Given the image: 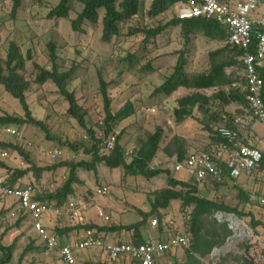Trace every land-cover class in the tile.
<instances>
[{
	"label": "rangeland",
	"instance_id": "rangeland-1",
	"mask_svg": "<svg viewBox=\"0 0 264 264\" xmlns=\"http://www.w3.org/2000/svg\"><path fill=\"white\" fill-rule=\"evenodd\" d=\"M58 2L59 0H23L21 8L15 17H12L11 0H0V61L6 60L9 43L14 42L24 60L20 74L29 83L25 92L28 108L33 118L42 123V127L31 123L13 125L19 132V137L8 136L2 133L0 128V142L16 145L37 167L57 166L54 170L42 172L39 179L30 171L17 181V185H31L39 194L52 193L61 187L68 177L69 169L65 164L91 159L85 149L89 148L92 141L86 130L68 114V102L60 95L53 82L39 84L35 81L39 71L35 65L49 71L52 68L50 47L57 56L59 72L75 69L66 88L75 94L77 104L84 113L86 127L94 132L96 139L101 140L99 144L101 154L108 153L103 149L102 143L114 138L115 144L116 137L119 136V144L124 149L127 161H130V156L140 148L148 136L156 128H161L163 137L150 167L169 170L171 177L193 182L192 176L186 170H175L176 147H183L185 157L189 153L206 152L214 143L213 136L206 126L213 130L224 126L228 120L235 117H241L246 127L253 122L244 104L234 102L224 105L220 100L214 99L209 103L210 112L204 114L194 110L191 118L177 123L173 110L177 107L178 100L193 93V90L179 88L170 96L153 93L172 72L180 51L186 55L187 72L197 75L210 69L212 61L210 54L224 46V42L209 40L201 34L191 35L189 42L185 43L180 28L171 26L158 35L154 43L142 48L141 37L133 34V31L152 29L167 23L175 17L174 9L150 17L148 11L152 0H141L142 9L138 14L119 25L117 36L103 42L101 40L103 10L99 11L97 23L84 22L80 31H75L71 22L81 11L82 5L70 1L67 18L48 19L47 13ZM136 51L141 57L136 63L129 65L126 56ZM233 56L223 52L214 56V61L232 60ZM146 63H149L155 72L142 71L141 68ZM240 67V64L227 67L226 72L241 76ZM98 75L109 82L108 95L112 101L113 114L128 101L134 107L133 115L112 125V133L109 136H105L103 128L104 111ZM222 89L227 91L228 86L199 92L213 96ZM5 116L27 120L19 102L0 84V117ZM255 131L257 134L255 133L254 137L263 136L264 126L256 123ZM7 151L9 158L4 161L7 168L21 170L30 167L18 151L11 149ZM57 152L60 153L56 154ZM5 166L0 167V172L6 179L8 173ZM76 175L78 183L73 184L74 193L67 198L64 205L56 208L55 202H51L59 212L53 213L54 215L45 213L41 218V222L47 225L49 231H53L56 226L134 223L141 219L139 211L146 213L150 211L152 193L166 187L164 174L145 179L141 176L126 175L122 168L110 169L103 164L97 165L96 175L82 169H78ZM262 176L263 172L257 171L252 177L241 176L224 184L213 185L208 182L198 184L199 194L245 214L250 213L254 221L258 222L257 227L264 231V224L261 221L264 204L260 203V198H264V186L259 179ZM236 187L241 188L248 198L252 195V199L244 202L238 197ZM102 188L107 189L105 194L98 193ZM15 208V200L0 193V237L5 245L16 239L9 264H18L21 253L30 243H33L36 249L27 253L21 264H62L56 252L44 248L42 239L33 230L29 219H24L19 223V227H16L21 215L8 216ZM98 210L108 216L109 220L99 217ZM189 211L190 208L181 211L180 201H172L167 209L159 211L161 220L157 214L148 215L141 231L147 240L159 241L168 238L185 230L183 215ZM214 217L219 222H226L232 233L220 247L214 248L210 255L201 259L203 264H246L244 257L250 262L249 255L246 256L243 252L249 249L250 243L254 240L251 235L258 232L257 227L254 229L252 225L251 216L238 217L235 214L218 212ZM232 218L235 224H232ZM79 233L80 230H73L67 235L76 240ZM121 234L122 238L119 241L131 239V232L124 231ZM107 239L116 240V232L107 234ZM261 241L264 243V232ZM185 249H173L168 254L170 264H177L179 259L183 260ZM76 258V264L103 262L98 251L91 249L77 252ZM91 259L94 261H88ZM114 264H128V260L119 259Z\"/></svg>",
	"mask_w": 264,
	"mask_h": 264
},
{
	"label": "trees",
	"instance_id": "trees-1",
	"mask_svg": "<svg viewBox=\"0 0 264 264\" xmlns=\"http://www.w3.org/2000/svg\"><path fill=\"white\" fill-rule=\"evenodd\" d=\"M70 1H76L82 5L81 11L77 14L76 18L71 22L72 29L80 31V27L84 22L97 23L99 20V11L103 10L104 14L101 19L102 23V35L101 40L108 42L111 38L119 34V25L135 15L142 9L141 0H59L58 4L51 8L47 13L48 19L67 18L70 10ZM186 0H152L148 14L150 17H156L170 9H173L174 5L178 2H184ZM12 8L11 15L15 17L18 10L21 8L23 0H11ZM179 27L181 34L188 43L190 36L194 34H201L205 38L213 41L224 42L222 49L212 52L210 54L211 66L210 69L204 73L192 75L187 72V59L183 51H180L176 60V64L172 72L164 79V81L154 89L153 93L164 94L170 96L179 88H186L193 90V93L182 97L178 100L177 107L173 110L175 121L180 123L186 118L193 116V111L197 110L204 114L210 112V102L214 99H218L224 103V105L230 103L244 104V91L240 88H231V84L238 82L240 76H234L226 72L227 67L233 65H239V56L241 50L235 46H231L225 43L226 31L224 27L219 25L214 20H207L203 18H190V19H178L175 15L170 21L163 25H159L152 29L134 30L133 34L141 37L142 48H145L147 44H152L158 35L164 32L169 27ZM227 52L234 55V59H228L227 61H214V56ZM28 57L30 54L28 52ZM141 56L137 51L126 56V61L129 65L136 63ZM50 58L52 61L51 70H45L35 65L38 68V74L36 76V83L43 84L46 81H51L57 87L61 96L68 102V114L73 117L80 127L86 130L92 143L89 148L85 149V152L91 157L90 161L81 160L79 162H68L65 166L68 167V177L63 185L57 188L52 193L39 194L35 197L38 201L43 202H55L56 208H61L67 201V198L74 193L73 184L78 183L76 171L78 169L87 170L97 174V165L103 164L107 168L117 169L122 168L124 173L129 176H141L145 179H151L159 175H166V187L155 190L152 193L151 209L149 212L139 211L141 219L138 221L118 226H97L95 224H78L72 227L55 228L54 235L62 240L64 235H67L73 230H96L97 232H116L125 231L131 232V242L135 245L143 244L145 240L142 237L141 228L145 225L148 215L157 214L161 220L159 211L165 210L169 207L172 201H180L181 211L186 208H190L187 213L189 220L186 224V228L191 232V239L187 247H185V260L183 262H177V264H203L201 259L210 255L214 248L220 247L226 239L231 235V230L228 228L226 222H219L214 215L216 213L235 214L238 217L251 216V222L254 229L257 227L256 221L253 216L248 213L245 214L242 211L232 208L223 203H218L213 200H209L199 194L198 183L179 180L171 177L169 170H163L159 168H151L150 164L154 159L159 144L163 137L161 128L156 130L148 136L146 141L137 149L131 156L130 161H127L123 147L119 144V136L116 137V141L113 149L106 154H101L99 144L100 139L95 138V134L91 129L86 127L84 120V113L77 104V99L73 92L67 90V83L72 79L74 74V68L65 72H59L58 65L56 64L57 56L54 49L50 47ZM23 57L19 53L18 47L14 42L9 43L7 58L4 62L0 61V84L3 85L6 92H8L14 99H16L21 105L26 119L13 118L11 116L0 117V128L13 125H21L24 123H31L42 127V123L30 113L26 102L25 92L29 86V83L20 74V70L23 68ZM241 66V65H240ZM146 73L155 72L149 63H146L141 68ZM241 69V67H240ZM242 70V69H241ZM260 75L264 80V64L260 69ZM98 84L100 94L102 96L104 120L103 128L105 136H109L112 133V125L116 122H121L134 114V107L131 102H126L122 108H120L115 114L111 111V98L108 95L109 82H106L101 75H98ZM228 86L227 91L224 89L217 91L213 96H206L202 94L201 90L211 89L215 87ZM262 97L264 99V90ZM245 105V104H244ZM214 116L215 114L212 113ZM211 116V117H212ZM215 117V116H214ZM218 118H216L217 120ZM214 121V119H213ZM225 125L231 127V120H228ZM206 129L213 136V142H219V138L216 137V129L206 126ZM71 146V145H70ZM73 147V146H71ZM0 149L18 151L21 155L23 152L19 150L16 145L7 142H0ZM75 149V147H73ZM176 161L183 162L185 159V151L183 147L177 146ZM26 161L30 164L28 169H9L4 165V162H0V167L7 169L8 176L5 179V184L8 186H14L17 181L32 171L39 179L40 175L44 171H51L57 168L56 165L37 167L32 164L26 155H23ZM220 164L222 162L220 161ZM264 172V157L257 167L256 172ZM192 179V178H191ZM229 180H226V183ZM233 181V180H231ZM223 183V184H224ZM213 185H217L212 183ZM219 185V184H218ZM238 188V197L242 200L249 201L244 191ZM186 214V213H185ZM16 227H19V223L27 219L26 215L20 214ZM209 221V222H208ZM166 239V238H165ZM163 239V240H165ZM16 239L11 244L5 245L0 237V264H9L13 257V251L15 249ZM44 248L47 246L44 244ZM33 243L28 246L21 253L18 264L22 263L24 256L33 251ZM246 264H252L248 262L244 257ZM96 264H105L98 262Z\"/></svg>",
	"mask_w": 264,
	"mask_h": 264
},
{
	"label": "built area",
	"instance_id": "built-area-1",
	"mask_svg": "<svg viewBox=\"0 0 264 264\" xmlns=\"http://www.w3.org/2000/svg\"><path fill=\"white\" fill-rule=\"evenodd\" d=\"M264 0H186L174 5L175 15L178 19L203 18L214 20L224 27L226 31L225 43L241 50L239 62L242 73L238 82L231 84V88H240L244 91V104L248 113L256 123L264 126V80L260 69L264 64ZM241 117L231 120V127L226 125L217 127L216 137L219 142L211 144L209 151L202 153H189L183 162H176L175 170H186L198 184H223L226 180L252 177L264 157L262 149L250 145L248 137L241 135L243 128ZM1 132L11 137H19V132L12 127H1ZM111 135V134H110ZM111 138V137H110ZM105 151L114 147V138L102 143ZM57 152L56 154H59ZM9 158V152L0 149V162ZM220 161L222 164H220ZM264 186L263 176L259 178ZM106 188L98 193L105 194ZM0 193L15 200L16 208L9 212V217L18 214L26 215L35 233L47 246V250L56 252L62 264H76L77 252L95 249L99 255L108 262L127 259L129 264H170L166 257L173 249L185 248L191 239L190 231L178 232L164 241H149L135 245L131 241L108 243L102 234L96 230H84L80 238L62 243L54 234L47 232L41 218L45 213H58L51 202L35 199L39 192L31 185L8 186L0 172ZM252 195L249 198L252 199ZM264 204V198H260ZM99 217L109 220L101 211ZM232 224H235L232 218ZM188 223L189 217L183 215ZM264 224V214L261 218ZM155 225L156 221H153ZM254 240L250 243L244 255H249L253 264H264V247L257 242V236L251 235ZM248 251V252H247Z\"/></svg>",
	"mask_w": 264,
	"mask_h": 264
},
{
	"label": "crops",
	"instance_id": "crops-1",
	"mask_svg": "<svg viewBox=\"0 0 264 264\" xmlns=\"http://www.w3.org/2000/svg\"><path fill=\"white\" fill-rule=\"evenodd\" d=\"M262 11L264 10V8H262L261 9ZM246 108V107H245ZM250 118H251V116H250ZM253 122L252 123H249V124H251L250 126H249V124L247 125V127L246 126H244L243 125V128H240V131H241V135L244 137H248V135L250 136V137H248V140H249V143H250V145H253V146H255V147H258V148H260V149H262L263 147H264V135L263 136H259V135H257V137H254V136H256V131H255V125H256V122H254V120H252ZM243 123V122H242ZM248 123V122H247ZM256 133V134H255ZM59 212V211H58ZM50 214H52V215H54L53 213H50ZM106 216V215H105ZM108 217V216H107ZM109 218V217H108ZM96 225V224H95ZM118 225H122V224H118ZM118 225H116V226H118ZM97 226H115V225H102V224H99V225H97ZM44 227L46 228V230H47V232L49 231V229H48V227H47V225L46 224H44ZM64 227H68V226H56L55 228H64ZM69 227H71V226H69ZM260 228L259 227H257L256 228V230L258 231L257 232V234H255L256 236H257V242H260V243H262V241H261V239H262V235H263V232L264 231H261V229L259 230ZM55 229H53V231H49V233L50 234H54L55 233V231H54ZM83 231L84 230H80V235H79V238H80V236L82 235V233H83ZM184 231H187V228H185V230ZM124 231H116V240H113V241H111V240H108L107 239V234H109V233H111V232H99L100 234H102V236H103V239L106 241V242H108V243H120V242H129V241H131V239L130 240H125V241H123V240H120L119 241V239H121L122 238V234L121 233H123ZM142 232V231H141ZM183 232V231H182ZM114 233V232H113ZM127 233H129V232H127ZM142 237H143V239L145 240V242H149V241H152V240H147V238H146V236L143 234V232H142ZM125 238V237H124ZM169 238V237H168ZM60 239V238H59ZM167 239V238H166ZM165 239V240H166ZM72 239L71 238H69V236L68 235H64L63 237H62V240L60 239V241L62 242V243H65V242H69V241H71ZM159 241H164L163 239L162 240H159ZM144 242V243H145ZM263 245H264V243H262ZM260 245V244H259ZM262 245V247H264ZM261 246V245H260ZM92 251H94L95 249H91ZM99 254V253H98ZM100 256V255H99ZM179 257V256H178ZM100 258H102L101 256H100ZM179 258H181V257H179ZM103 260H101V261H103V262H101V263H105L106 262V264H114L115 262H108L107 260H105L104 258H102ZM166 260L168 261V256L166 257ZM185 260V254H184V258H183V260H181V259H179L178 261L179 262H183ZM76 261H77V258H76ZM88 261H91V262H93L94 260L93 259H91V260H88ZM105 261V262H104ZM116 262H118V260L116 261ZM168 263H170L169 261H168ZM128 264H129V262H128Z\"/></svg>",
	"mask_w": 264,
	"mask_h": 264
}]
</instances>
